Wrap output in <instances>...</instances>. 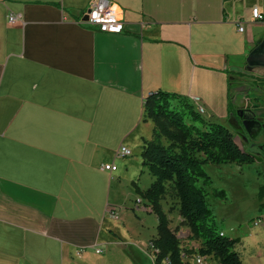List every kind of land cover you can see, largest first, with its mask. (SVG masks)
I'll return each instance as SVG.
<instances>
[{
	"label": "crops",
	"instance_id": "crops-1",
	"mask_svg": "<svg viewBox=\"0 0 264 264\" xmlns=\"http://www.w3.org/2000/svg\"><path fill=\"white\" fill-rule=\"evenodd\" d=\"M91 1L0 0V264H153L159 221L136 192L154 182L152 92L264 125V0H111L119 35L81 24Z\"/></svg>",
	"mask_w": 264,
	"mask_h": 264
},
{
	"label": "trees",
	"instance_id": "trees-1",
	"mask_svg": "<svg viewBox=\"0 0 264 264\" xmlns=\"http://www.w3.org/2000/svg\"><path fill=\"white\" fill-rule=\"evenodd\" d=\"M238 107L229 102V119L242 122ZM152 120L154 139L143 147V166L154 178L146 191L136 192L144 199L159 221L158 236L151 241L153 264L182 263L180 239L170 227L162 201L167 184H172L179 200L180 215L191 231V240L201 242L194 251L213 257L218 264H244L237 246L238 238H229L219 229L209 203L210 197L227 199L223 189L214 188L207 166L251 165L255 157L242 150L236 136L223 124L207 121L193 101L162 90L152 92L144 102V120ZM259 174V172H258ZM258 197L264 199V186ZM264 211V204L260 205Z\"/></svg>",
	"mask_w": 264,
	"mask_h": 264
},
{
	"label": "rangeland",
	"instance_id": "rangeland-1",
	"mask_svg": "<svg viewBox=\"0 0 264 264\" xmlns=\"http://www.w3.org/2000/svg\"><path fill=\"white\" fill-rule=\"evenodd\" d=\"M221 124L236 136L237 144L246 148L245 152L256 156L258 160L251 165L207 166V172L213 180V189H223L227 193V199L211 196L209 203L223 234L229 238L241 239L237 251L245 264H257L256 260L264 264V211L260 210L261 203L258 199L260 187L264 185V125L252 134L242 122L223 121ZM162 206L169 217L170 227L181 239V249L184 247L189 254L190 250L199 249L200 241L188 240L191 237V234H187L190 228L180 215L179 200L170 183L167 184V194ZM259 218L262 220L256 225ZM148 254L153 261L151 243L148 245Z\"/></svg>",
	"mask_w": 264,
	"mask_h": 264
},
{
	"label": "built area",
	"instance_id": "built-area-1",
	"mask_svg": "<svg viewBox=\"0 0 264 264\" xmlns=\"http://www.w3.org/2000/svg\"><path fill=\"white\" fill-rule=\"evenodd\" d=\"M252 16L255 22L264 23V12L259 8L253 9ZM85 17L86 20H85ZM21 20L20 15H10L9 23L14 24L17 21ZM81 24L84 26H89L97 29L100 33L119 35L124 33L125 31V22L124 19L119 17L114 9V3L111 0H92L89 3V6L84 13V18L81 20ZM240 31L244 32V27H240ZM196 101L200 102V111H205V108L201 105L200 98L196 97ZM133 152L130 148L126 146H121L116 152L117 158H126L131 157ZM108 172H116L117 166L113 164H107L103 167ZM140 202V201H139ZM138 203V202H137ZM112 216L117 217V212L112 211ZM261 218L256 221V225L261 222ZM98 253L101 251L98 250ZM191 258L190 263L186 262L187 258ZM215 259L209 256H202L197 253H193L192 255L182 251V263L183 264H213ZM164 264H172L169 259L164 261Z\"/></svg>",
	"mask_w": 264,
	"mask_h": 264
},
{
	"label": "water",
	"instance_id": "water-1",
	"mask_svg": "<svg viewBox=\"0 0 264 264\" xmlns=\"http://www.w3.org/2000/svg\"><path fill=\"white\" fill-rule=\"evenodd\" d=\"M87 17H85V20H86ZM238 116L243 119V124L245 125V127L249 130V125L250 124H258L259 123L257 121H255V113L252 111V110H242V109H239L238 112H237Z\"/></svg>",
	"mask_w": 264,
	"mask_h": 264
},
{
	"label": "bare ground",
	"instance_id": "bare-ground-1",
	"mask_svg": "<svg viewBox=\"0 0 264 264\" xmlns=\"http://www.w3.org/2000/svg\"><path fill=\"white\" fill-rule=\"evenodd\" d=\"M198 102V101H197ZM199 112L204 115L205 111H200V108H198Z\"/></svg>",
	"mask_w": 264,
	"mask_h": 264
},
{
	"label": "flooded vegetation",
	"instance_id": "flooded-vegetation-1",
	"mask_svg": "<svg viewBox=\"0 0 264 264\" xmlns=\"http://www.w3.org/2000/svg\"><path fill=\"white\" fill-rule=\"evenodd\" d=\"M243 121H244V120H243ZM253 126H255V124H250V125H249V128H250V127H253Z\"/></svg>",
	"mask_w": 264,
	"mask_h": 264
}]
</instances>
